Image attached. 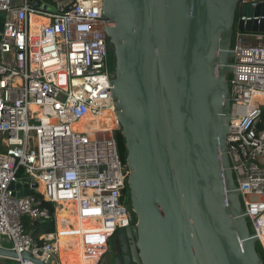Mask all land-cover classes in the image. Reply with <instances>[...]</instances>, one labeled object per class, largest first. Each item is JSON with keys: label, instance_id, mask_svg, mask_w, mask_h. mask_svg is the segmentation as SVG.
<instances>
[{"label": "built area", "instance_id": "2783aa9c", "mask_svg": "<svg viewBox=\"0 0 264 264\" xmlns=\"http://www.w3.org/2000/svg\"><path fill=\"white\" fill-rule=\"evenodd\" d=\"M38 1L36 7L34 0H0V58L10 57L0 62V238L18 254L16 264H32L20 258L24 252L53 257L55 241L46 237L55 232L34 238L22 221H49L42 201L54 206L55 224L57 211L70 206L76 222L68 229L78 236L79 258L97 256L99 264L112 233L135 224L126 202L129 171L115 138L102 0ZM244 5L264 0H240L238 9ZM32 18L48 22L33 28ZM248 22L264 23V14L240 13L238 25ZM232 49L227 154L264 252V32L237 27ZM109 111L113 126H100ZM15 183H28V192L17 198Z\"/></svg>", "mask_w": 264, "mask_h": 264}, {"label": "water", "instance_id": "95a60500", "mask_svg": "<svg viewBox=\"0 0 264 264\" xmlns=\"http://www.w3.org/2000/svg\"><path fill=\"white\" fill-rule=\"evenodd\" d=\"M239 1L102 0L135 216L103 264H263L226 146ZM239 10L264 14V5ZM238 30L261 33L264 23H240ZM10 189L20 198L28 183ZM0 257L19 258L1 247ZM20 258L54 262L42 253Z\"/></svg>", "mask_w": 264, "mask_h": 264}, {"label": "crops", "instance_id": "0c3cea01", "mask_svg": "<svg viewBox=\"0 0 264 264\" xmlns=\"http://www.w3.org/2000/svg\"><path fill=\"white\" fill-rule=\"evenodd\" d=\"M14 1H15V3H21L22 0H14ZM43 20H46V19H43ZM46 23H47V21H46ZM46 23H44V24H46ZM36 26H38V25H36ZM2 28H3V17L0 14V32L2 31ZM9 60H10L9 56H4V57L0 58V62L1 61L6 62ZM57 212H59V211H57ZM56 219H57V217H56ZM57 225H58V223L56 222V224H55V226H56L55 227L56 238L53 235V240H52V241H55V243H54V255H53L54 262L52 264H95L97 256L89 257V258L84 257L83 260H80L79 249H78L79 247L77 244L78 236L75 233L71 232V230L66 231V228H62L59 225L58 226ZM31 234L34 236V238H37L38 236H40V235L34 234V232H31ZM42 235H45V234H42ZM111 240H112V237L109 241H111ZM10 246L11 245L7 240L0 238V247L1 248L8 249ZM105 255H106V253L103 256H105ZM62 256L67 258L64 263L62 262ZM0 264H16V263L10 261L9 259L0 257Z\"/></svg>", "mask_w": 264, "mask_h": 264}, {"label": "trees", "instance_id": "16d2710c", "mask_svg": "<svg viewBox=\"0 0 264 264\" xmlns=\"http://www.w3.org/2000/svg\"><path fill=\"white\" fill-rule=\"evenodd\" d=\"M45 1L48 2V0H45ZM109 56L113 58V56L110 52H109ZM115 138L117 141L119 155L121 157L122 162L125 163V159H126L125 141H124V138L121 135V132L119 129L116 131ZM41 207L46 209L49 212L51 219L47 222L38 223V222H34V221L30 220L28 217H24L22 222H23L24 229L26 232H28V233L34 232V234H36V235L53 233V232H49V231L51 228L55 227L54 206L50 203H46V202L42 201ZM132 215H133V223H135V216L133 213H132ZM256 250H257L259 257L262 260V263L264 264V252H263V250L259 244H257ZM66 259H67L66 257L62 256V262L63 263L66 261Z\"/></svg>", "mask_w": 264, "mask_h": 264}, {"label": "bare ground", "instance_id": "6f19581e", "mask_svg": "<svg viewBox=\"0 0 264 264\" xmlns=\"http://www.w3.org/2000/svg\"><path fill=\"white\" fill-rule=\"evenodd\" d=\"M36 19L43 20L42 18H36ZM45 21L48 22L47 19ZM38 26L41 27V26H43V24L42 25H38ZM32 27L34 28V26H32ZM112 116L113 115H112L111 111L107 112L106 116L101 118L98 121L99 123H101L100 126H103V127H106V128H111L113 126V117ZM91 121H93V120H91ZM95 125H97V124H96V121L94 120L93 123H90L88 127L94 128ZM80 126H81V124L78 125V127H80ZM75 222H76V219H75V216L72 214V208L70 206L69 207L65 206L62 209H60L59 212H57V223H58V225L60 227L68 228V225H74ZM118 233H119V230L112 233L111 237L114 234L115 235L112 237L111 242L118 238V236H119ZM111 237H110V239H111ZM47 239L53 240V235L52 236H47Z\"/></svg>", "mask_w": 264, "mask_h": 264}, {"label": "rangeland", "instance_id": "374dc122", "mask_svg": "<svg viewBox=\"0 0 264 264\" xmlns=\"http://www.w3.org/2000/svg\"><path fill=\"white\" fill-rule=\"evenodd\" d=\"M239 15H240V10L238 9L236 11V22H235V29H237L238 27V18H239ZM32 26H36V25H42L44 24L46 21L45 20H41V19H36V18H32ZM38 27V26H36ZM109 68H110V71H111V74L113 72V58L109 56ZM58 82L60 85H65L66 84V80L63 76H60L58 77ZM30 135H33V133H30ZM126 199H127V204H129V191L128 189L126 190ZM93 228H98V224H93ZM58 226V225H57ZM56 227V226H55ZM55 227L51 228L49 232H55ZM82 227H84V224L82 223ZM70 229L66 228V231H69ZM250 230H252L251 226H250ZM75 235V234H74ZM111 243V241L109 242V244ZM106 255L102 257L101 259V262L100 264H103L105 259H106Z\"/></svg>", "mask_w": 264, "mask_h": 264}, {"label": "flooded vegetation", "instance_id": "af4514ba", "mask_svg": "<svg viewBox=\"0 0 264 264\" xmlns=\"http://www.w3.org/2000/svg\"><path fill=\"white\" fill-rule=\"evenodd\" d=\"M115 234H116V233H115ZM115 234H114V235H115ZM114 235H113V236H114ZM113 236H112V237H113ZM127 240H128V245L131 247V246H132V240H131V239H127Z\"/></svg>", "mask_w": 264, "mask_h": 264}]
</instances>
